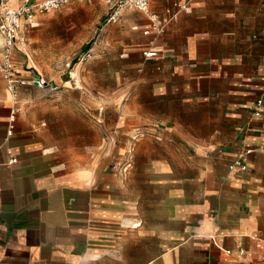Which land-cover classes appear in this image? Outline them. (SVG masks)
Returning a JSON list of instances; mask_svg holds the SVG:
<instances>
[{
	"label": "crops",
	"instance_id": "1",
	"mask_svg": "<svg viewBox=\"0 0 264 264\" xmlns=\"http://www.w3.org/2000/svg\"><path fill=\"white\" fill-rule=\"evenodd\" d=\"M103 1L84 52L94 67L136 71L122 92L94 78L69 102L27 83L8 134L14 102L0 74V264H264V0H179L186 8L161 33L139 10L105 22L114 2ZM41 22L21 28L22 76ZM138 128L148 132L133 140Z\"/></svg>",
	"mask_w": 264,
	"mask_h": 264
},
{
	"label": "rangeland",
	"instance_id": "2",
	"mask_svg": "<svg viewBox=\"0 0 264 264\" xmlns=\"http://www.w3.org/2000/svg\"><path fill=\"white\" fill-rule=\"evenodd\" d=\"M79 2L84 3L88 9L73 11ZM79 2L74 1L41 14V25L29 31L30 43L25 48L33 60L29 65V59L26 57L25 68H28L31 74L36 73L47 83L44 87H39L40 93H64L70 97L69 102L74 101L73 96L79 93L83 86H90L94 78L105 91L113 94L112 89L122 92V88L126 87L123 81L137 75L134 69L127 68L121 60H115L110 65L99 63L95 67L91 58L79 61L84 50L90 48L89 46L97 39V33L100 31L94 33V30L102 26L101 16H105L107 11V5L103 0ZM120 31L121 28L118 27L113 33L120 36ZM100 103L106 108L108 104L117 106L120 101ZM109 110L111 111L103 114L100 130L109 127L112 125L111 121H114L113 107ZM102 135L103 133H100L101 137ZM99 153L100 156H104L105 150L99 149Z\"/></svg>",
	"mask_w": 264,
	"mask_h": 264
},
{
	"label": "built area",
	"instance_id": "3",
	"mask_svg": "<svg viewBox=\"0 0 264 264\" xmlns=\"http://www.w3.org/2000/svg\"><path fill=\"white\" fill-rule=\"evenodd\" d=\"M70 0H21L20 4L16 7L7 6V0H0V74L5 82L7 91L10 94L14 104L10 108L9 114V128L7 133L10 134L15 121V116L20 110L17 105L19 98V89L27 83H33L37 87H44L47 83L41 79L36 73L30 76H22L18 73L16 63L14 60V52L20 48L21 28L24 23L33 22L38 15L48 13L50 11L61 8L66 5ZM107 3L114 2L112 9L105 19L107 23H116L119 21L123 12L128 10H139L146 14L151 26L155 28L158 33L166 29L168 23L176 18L179 11L184 10L187 6L185 2L179 0L171 1L172 7L166 9V16H160L159 13L151 9V0H105ZM145 57H152L156 55V50L152 47L144 50ZM92 57V52L87 50L79 57V61L87 60ZM263 100L258 98L253 104V114L259 116L262 111ZM148 131L143 128L136 129L131 138H137L146 135ZM264 149V144L260 147ZM10 152V150H8ZM250 151V149H247ZM17 160L15 156H10L9 162L13 163ZM128 164L123 168L126 169ZM233 166H238L242 169L246 165L237 157ZM115 167V166H114ZM240 252H243L240 249Z\"/></svg>",
	"mask_w": 264,
	"mask_h": 264
},
{
	"label": "trees",
	"instance_id": "4",
	"mask_svg": "<svg viewBox=\"0 0 264 264\" xmlns=\"http://www.w3.org/2000/svg\"><path fill=\"white\" fill-rule=\"evenodd\" d=\"M89 44V43H88Z\"/></svg>",
	"mask_w": 264,
	"mask_h": 264
}]
</instances>
